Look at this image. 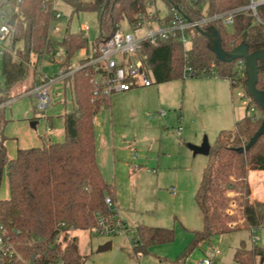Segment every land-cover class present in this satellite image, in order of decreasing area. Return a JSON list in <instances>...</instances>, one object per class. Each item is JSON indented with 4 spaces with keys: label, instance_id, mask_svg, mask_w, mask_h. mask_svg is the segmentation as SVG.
Here are the masks:
<instances>
[{
    "label": "trees",
    "instance_id": "obj_1",
    "mask_svg": "<svg viewBox=\"0 0 264 264\" xmlns=\"http://www.w3.org/2000/svg\"><path fill=\"white\" fill-rule=\"evenodd\" d=\"M7 13L18 14L13 24L12 45L18 41L23 48L12 54L2 52V86L0 88V188L7 173L10 196L0 197V225L6 231L10 251L0 255V264H83L78 239L71 232L92 230L100 216L114 214L105 202L113 196L114 187L106 182L97 162L94 119L102 107L110 105V98L95 83L96 70L91 66L79 68L68 81L71 83L75 109L64 115L65 140L46 143L41 147L19 149L14 158L7 153L4 134L7 119L3 115L5 103L13 97L15 88L36 70L41 57L52 46L50 32L55 9L52 0H11ZM73 12H96L99 36L94 48L110 38L123 21L129 24L146 15L148 2L154 14L160 16L158 1L167 8L163 17L169 19L172 8L188 19H198L246 4L249 0H66ZM4 8V4L2 6ZM224 50L229 51L246 43L250 52L264 49V26L252 15L237 16L232 29L216 24ZM191 44L186 47L179 37L160 39L156 45L145 42L142 47L143 64L157 84L185 76L227 79L231 88L247 90V65L238 59L223 62L210 49L208 38L198 29L188 31ZM88 39L81 31L66 28L61 45L64 48L65 70L73 68L75 54L88 48ZM238 65L240 75L234 72ZM257 87L264 90V63L260 62ZM190 71V72H189ZM251 97V96H250ZM252 98V97H251ZM253 99V98H252ZM256 116L246 114L235 121L232 129L221 130L203 168L195 193V201L202 213L203 227L193 231L187 249L175 263L179 264L195 247L211 243L214 238L247 229L252 235L264 228V201L252 199L249 173L264 170V136L248 150L240 151L260 127L264 112L253 99ZM249 108L247 107V110ZM235 203V206H232ZM135 250L145 253L149 246L174 240L175 231L168 227L141 225ZM37 256V257H36ZM237 264H258L264 259V244L245 241L235 249Z\"/></svg>",
    "mask_w": 264,
    "mask_h": 264
},
{
    "label": "rangeland",
    "instance_id": "obj_2",
    "mask_svg": "<svg viewBox=\"0 0 264 264\" xmlns=\"http://www.w3.org/2000/svg\"><path fill=\"white\" fill-rule=\"evenodd\" d=\"M4 4V8L1 7ZM53 8L62 13L63 17L52 20L53 26L58 25L62 28L60 32H52L53 54L44 53L37 68L47 75L53 76L64 69L60 57L64 56V48L61 41L65 34V29L69 28L73 32L80 31L81 25L88 24V46L99 36V21L96 12L81 11L73 12L71 5L66 0H52ZM12 5V3H11ZM160 16L167 14V8L162 1H158ZM6 8V0H0V10ZM5 21V18L0 20ZM123 28L128 29L126 21L122 22ZM232 29V25L227 26ZM23 48V43L18 41L12 45V38L8 37L0 43V88L2 86L1 76V53L6 50L12 54H17L18 49ZM82 56L79 51L71 60L75 64ZM61 67V68H60ZM35 68V67H34ZM30 69L29 76L20 84V89L13 93L12 100L5 103L3 115L10 119L25 115L29 110L31 115L38 122L36 127H28L31 135H21L22 140L32 138V136L42 135L47 123L49 110L39 109V99L35 96L23 95L25 91L33 86L34 72ZM234 72L240 75L236 63ZM152 84L149 86L139 85L132 88L129 92L138 91L135 95L136 100L145 99L148 96L155 97L158 88H161V103L158 112L151 111L153 121L159 119V126L152 132H142L133 126L116 125L112 130L111 117L117 118L124 116V104H128L123 98V92L112 94L111 109L108 106L102 107L94 119V132L96 138V156L99 166L103 172L106 182L111 183L119 197L118 208L115 207V221L124 223L125 229L116 233H101L94 230L77 229L71 232L72 236L77 237L79 248L83 256V264H164L162 260L175 263L179 256L187 249L193 231L203 227L202 213L195 201V193L199 186L203 168L207 164L208 157L203 154H172L178 151V143L186 139V123L181 121V110H184L191 119L190 124L193 137L197 142L186 140L188 144L199 145L207 137L212 145L223 129H232L235 121L244 115H252L254 112L247 110L246 102L248 95L239 86L231 89L230 81L217 76L173 79L168 82L157 84L154 77L150 75ZM154 90V91H153ZM22 95V96H21ZM51 104L54 99L52 88H49ZM1 96V93H0ZM20 96V97H19ZM18 97V98H17ZM71 100V97H70ZM72 104V103H71ZM75 105V104H74ZM3 105L0 104V110ZM51 107V105H50ZM35 111H33V109ZM163 109L166 115L160 113ZM150 120V117L148 116ZM119 121V119L117 120ZM114 123V121H113ZM182 127L180 133L178 128ZM55 129L60 126L55 124ZM47 130V129H46ZM19 125H13L8 129L9 135L21 133ZM164 132H167L164 133ZM23 134V131L22 133ZM189 139V138H187ZM10 144L12 149L13 142ZM133 152H138L139 158L133 157ZM168 154L178 156L179 160L165 159ZM154 157L156 160L144 162L142 157ZM144 159V158H143ZM142 175V178L139 176ZM252 187L257 199L264 197V171L263 175L255 174L252 179ZM5 179L1 184V192L6 187ZM171 187L176 188V195L170 194ZM152 225L158 227L173 228L175 231L174 240L167 243L154 244L148 247L145 253L135 250L138 238V227L140 225ZM258 235L260 240L253 241V236ZM245 241L247 246L253 243L264 244V228L255 231L253 235L247 229L230 232L214 238L211 244L202 243L200 247H195L180 261L179 264H197L205 256V251L209 246H216L220 250V255L215 264H237L233 255L235 248ZM111 242L110 249L103 250L102 247ZM258 264H264V259L258 260Z\"/></svg>",
    "mask_w": 264,
    "mask_h": 264
},
{
    "label": "built area",
    "instance_id": "obj_3",
    "mask_svg": "<svg viewBox=\"0 0 264 264\" xmlns=\"http://www.w3.org/2000/svg\"><path fill=\"white\" fill-rule=\"evenodd\" d=\"M11 2V0H6V8L11 6ZM240 15H252L256 23L264 26V0H249L244 5L223 12L204 15L195 20L188 19L175 8H172V15L169 19L165 17L158 18L154 14V8L151 2H148L146 15H139L137 22L132 24L128 23V29H124L123 25H120L112 36L102 42L97 49L94 47H91V49L89 47L90 50L86 52L78 66H73L69 70L60 69L53 77L36 71L37 83L31 89L25 91L23 95H35L39 99V109L45 110L50 104L48 94L49 85L56 80L71 79L74 73L84 66H91L96 70L97 73L93 81L103 87L104 92L108 96H111L114 92L130 90L139 85L149 86L152 84V81L149 73L144 68L142 55V47L145 42L148 41L156 45L160 39L179 37L185 46L189 47L191 44L189 30L198 28L206 29L216 24L229 26ZM62 17L61 12L55 11L54 20L61 19ZM4 18L5 21H1L0 24V43L8 37L13 38V25L9 24L11 14L7 13L5 9L0 10V20ZM61 30L62 28L60 26H53L51 24V37L52 32L56 33ZM89 30L90 27L88 24L84 23L81 25L80 31L87 39ZM52 50H50L51 54H53ZM58 61L63 63L64 58ZM243 61L244 59L242 58L238 59V65L242 64ZM248 98L246 107L251 108L255 115L256 106L253 99L250 96ZM12 99L14 98L12 97ZM178 131L181 132L182 127H179ZM172 190L175 193V188ZM105 202L109 208H112L116 212L115 203L111 195L105 197ZM232 206L234 207L235 203H232ZM115 212L108 216H100L97 225L92 230L101 233H116L125 229L123 222L115 221ZM7 240L6 231L0 225V255L11 250V246ZM259 240L260 237L258 235L253 236L254 242ZM219 255L220 250L216 246H209L205 251V256L197 264H215Z\"/></svg>",
    "mask_w": 264,
    "mask_h": 264
},
{
    "label": "crops",
    "instance_id": "obj_4",
    "mask_svg": "<svg viewBox=\"0 0 264 264\" xmlns=\"http://www.w3.org/2000/svg\"><path fill=\"white\" fill-rule=\"evenodd\" d=\"M68 27H69V25L66 28H68ZM88 48L79 50V51L82 52V56L75 64H73L74 66H78L81 63L84 55L86 54V52H88L90 50L91 47L89 49ZM1 55H2V53H1ZM61 58H63V57H60L59 59H61ZM1 65H2V63H1ZM36 71L42 72L40 70V68H37L35 70V72H34V75H35ZM42 73H44V72H42ZM45 75H47V74H45ZM55 75H53V76H55ZM47 76L53 77V76H50V75H47ZM224 80H227V79H224ZM36 83H37V79H36V75H35L34 76V80H33V85L36 84ZM136 87H138V86H136ZM136 87H133V88H136ZM49 88H52V93H53V97L52 98L54 99V101H53V105H52L51 104V96L49 95L50 104L46 108V109L49 110V114L46 116L47 117V120H46L47 123H45V125H46L45 128L47 130L45 129L43 134L39 135V138H38V136H32V138L27 139V140H25L26 139L25 138L24 140H22L21 143L19 141V138L21 137V135H25V136L26 135H31L30 134L31 132H30L29 127H28V123L30 121H32L33 119H36V118H35V115H31V112L29 110H27L25 112V115L22 116V117H20V115H16L18 117L14 118L15 115L12 114L11 115L12 117L10 119H7V123H6L5 129H4V134L7 137L6 147H7V153H8L10 158H14L17 155V152H18L19 149H28V148H32V147H41V146H43L46 143H58V142H63L65 140V129H64L65 120H64V115L66 113H69V112L73 111L75 109V106H76V105H74L75 101H74L73 89H72L71 83L68 80H66V79L65 80H56L55 82L51 83L49 85V87H48V94H49ZM16 89H20V84L15 88V90ZM138 91H134V92H129V90L118 91V92H123V94H124V95H122V96H124L123 99L126 102H129V103L128 104H124V114H123L124 116H122V118L118 117L117 120L119 119V121L116 120L114 115L111 117L112 130L114 129V127L116 125L133 126L135 129H137L139 131H142V132L144 131L146 133L147 132H149V133L152 132L153 133L157 129V126H159L158 125L159 124V119H161V118L159 117V118L156 119V121H153V115L151 113L149 114V112H151V111L158 112L157 109L159 107L163 106L162 103H161V100L163 99V98L161 99V88L160 87L158 88L157 95H156V92H154L155 97L148 96L145 99H141V100H136L134 98L135 95H137L139 93ZM30 96H35V95H30ZM70 97H71V100H70ZM1 105H3V104H1ZM50 105H51V107H50ZM111 106H112V95H111V98H110V105L108 107L111 109ZM32 109H33V111H35L34 108H32ZM181 110H183L184 113H183V115L181 114L180 118H181V121H183L182 122L183 125H184V123H186L185 127L187 128L186 134H187L188 137H186V139H182L183 141L178 143V151L177 152H173L172 154H190L191 148L190 147L188 148V144L186 143V140H190V141H193V142H197L196 140H198L197 139L198 137L194 138L192 136L193 133H192V131H190L191 130L190 124L192 123V121L187 116V114H186V112L184 110V106L182 107ZM160 113L163 114V115H166V112L163 109L160 110ZM148 116L150 117V120L148 119ZM113 121H114V123H113ZM36 124H38V122ZM55 124L60 126V129H58V130L55 129L54 128ZM13 125H19V127L23 131V134H21L22 133V131H21V133H13V135H9L8 129L11 126H13ZM31 127H33V126L31 125ZM182 130H183V128H182ZM164 133L167 134V132H164ZM187 138H189V139H187ZM10 140H15L13 142V146H12L11 150H10V144H11L12 141H10ZM188 149H190V150H188ZM132 155H133L134 158H137V160H138V158H139L138 152H133ZM165 157H166L165 159H170V160L174 159L175 162L179 160V157L176 156V155L173 156L171 154H168ZM141 159L144 160V162H150V161L156 160L154 157H151V156L150 157L144 156ZM98 165H99V163H98ZM100 169H101V167H100ZM263 171L264 170H255V171H251L249 173L248 180H249L250 187H251V196L250 197L252 199H257L256 196H255V193L253 191V187H252L253 180L252 179L255 178V174H259V176H262L263 175ZM101 172H102V170H101ZM102 174H103V172H102ZM103 177H104V175H103ZM139 178H142V175H140ZM4 179L6 181V184H5L6 187H5L4 192H1V189H0V197L5 199V198H9V196H10L9 182H8L7 173L4 174L3 180ZM173 188H175V187H171L170 194L175 196L176 195V188H175V193L172 192ZM112 197H113V200H114V203H115V207L118 208L119 197L117 195L115 187H114V193H113ZM258 200L264 201V197H261ZM148 226H152V225H148ZM139 227H138V229H139ZM155 227H158V226H155ZM197 230H199V229H197ZM211 243H208V244H211ZM161 262H163V260ZM259 262H260V260H259Z\"/></svg>",
    "mask_w": 264,
    "mask_h": 264
},
{
    "label": "water",
    "instance_id": "obj_5",
    "mask_svg": "<svg viewBox=\"0 0 264 264\" xmlns=\"http://www.w3.org/2000/svg\"><path fill=\"white\" fill-rule=\"evenodd\" d=\"M18 14H13L9 20V24L13 25L17 19ZM198 30L208 38L210 49L216 54L217 59L223 62H232L236 59H244L247 65V90L250 96L260 105L264 112V90L257 87L258 84V73H259V61L264 63V49L250 52L249 47L246 43H241L232 50L226 51L223 49L221 44V36L216 26H210L206 29L198 28ZM37 122H31L33 127L36 126ZM264 136V118L258 130L250 138L249 142L245 147H240L239 150H248L258 138ZM189 147L193 151V154L209 155L211 144L208 138L205 137L203 142L199 145L189 144ZM112 247L111 242H107L102 249H110Z\"/></svg>",
    "mask_w": 264,
    "mask_h": 264
}]
</instances>
